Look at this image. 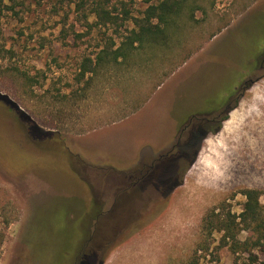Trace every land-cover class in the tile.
<instances>
[{
  "label": "rangeland",
  "instance_id": "obj_1",
  "mask_svg": "<svg viewBox=\"0 0 264 264\" xmlns=\"http://www.w3.org/2000/svg\"><path fill=\"white\" fill-rule=\"evenodd\" d=\"M77 1L0 0V103L17 109L0 104V264H93V248L96 264H263L204 238L202 220L222 201L239 214L246 188L264 203V0H197L168 45L87 85L100 33L121 38L84 13L127 2L138 17L161 0ZM196 53L208 64L180 81Z\"/></svg>",
  "mask_w": 264,
  "mask_h": 264
},
{
  "label": "trees",
  "instance_id": "obj_2",
  "mask_svg": "<svg viewBox=\"0 0 264 264\" xmlns=\"http://www.w3.org/2000/svg\"><path fill=\"white\" fill-rule=\"evenodd\" d=\"M67 1L69 3L74 2V0ZM196 2L197 0H161L157 4H150L138 17L132 15L127 2H122L119 9L115 6L112 7L113 10L104 5L93 7L88 13H84L86 19L91 14H94L97 18L94 22L88 24L90 30L95 25L99 28L106 27L108 29L115 27V32L119 34L121 39L118 44L115 37L109 36L107 32L100 31L97 51L82 59L77 73V81L85 79L87 85L94 75L108 69L110 65H123L128 59L141 54L147 48L159 47L166 43L168 45L172 37V26L180 18H185L184 16L188 15V10L192 11L197 8L199 5ZM76 7L80 10L84 7V1H77ZM129 22L132 24L131 28L126 27L125 30H119ZM78 36H81V34ZM73 94H77V91H74ZM240 96L241 94H238L233 104L228 105L227 109L235 108ZM5 105L7 104L5 103ZM4 107L13 115L14 110L17 111L16 107ZM228 112L222 117V120L227 118ZM186 145L189 146L190 141ZM242 193L246 197L243 210L239 214L233 213L226 201L214 205L203 217L202 233L204 238L209 239L220 233L218 248L228 247L233 254L237 255L247 253L253 257L254 261H258V256L253 253V250L264 251V203L260 200L262 191L255 188H246L243 189ZM244 232L246 236L242 238L241 234ZM90 241L91 239L86 241L83 249ZM201 249L209 250L208 241L203 247L199 243L195 253H198ZM187 264H197V260ZM234 264H238L236 260Z\"/></svg>",
  "mask_w": 264,
  "mask_h": 264
},
{
  "label": "crops",
  "instance_id": "obj_3",
  "mask_svg": "<svg viewBox=\"0 0 264 264\" xmlns=\"http://www.w3.org/2000/svg\"><path fill=\"white\" fill-rule=\"evenodd\" d=\"M244 18V17H243ZM231 27H233V25L231 24L229 27H225V30H228V29H230ZM224 28H222L221 30H219V33H217V34H215L213 37H212V39L211 40H213L212 42H214V41H216L219 37H220V32L221 31H224L223 30ZM204 50V52H206V50L207 49H203ZM205 55H206V53H205ZM258 60V59H257ZM257 60H256V62H257ZM192 64H195V65H198V64H200V65H207L208 64V62H207V60H206V58L205 59H203V60H201V59H199L198 58V53H196V54H194V55H192L186 62H184V64L179 68V70L177 71L178 72V74H180V73H182L183 75H182V79L180 78V81H183L184 79H185V77H184V75H185V71H186V69H188V67H191V65ZM175 75V73L173 74V75H175V77H178L179 75ZM258 80V79H257ZM256 80V81H257ZM241 81V80H240ZM247 81H253L254 82V80L253 79H249V80H247ZM239 85H240V82L239 83H237L235 86H234V91H236L237 90V88H239ZM236 94V92L234 93V95ZM235 99V98H234ZM234 99H233V96L232 97H230L229 99H228V105H230V104H233V102H234ZM228 105H227V107H228ZM227 107L225 106V107H223V108H221V109H219V110H216V111H214V112H212V113H215V112H220V110L221 111H225L226 109H227ZM236 108V107H235ZM235 108H233V109H231V111H233ZM224 109V110H223Z\"/></svg>",
  "mask_w": 264,
  "mask_h": 264
},
{
  "label": "flooded vegetation",
  "instance_id": "obj_4",
  "mask_svg": "<svg viewBox=\"0 0 264 264\" xmlns=\"http://www.w3.org/2000/svg\"><path fill=\"white\" fill-rule=\"evenodd\" d=\"M264 63V61L262 62V64ZM251 83H253V81H246V85H249V84H251ZM230 109H227V110H225L223 113H221V117H214V118H212V119H208V121H210V122H212V123H220L221 121H222V117L229 111ZM231 111V110H230ZM220 116V115H219ZM185 128L186 127H183L182 129H181V132H183V130H185ZM196 128H198L199 130H196ZM194 130H196V132L198 131V134L199 135H201V136H203L204 134H206V129L201 125V124H199V125H196V126H193V128L190 130V133L191 134H193V133H195L194 132ZM197 133H196V135H194L195 137H197V138H199V135H198ZM182 157V156H181ZM182 159V158H181ZM184 160V159H183ZM179 167V166H178ZM96 252H95V249L93 248V251H92V253L91 254H89V256L90 257H92V259H93V264H96V254H95ZM94 256H95V258L96 259H94ZM88 264H90V262L88 263Z\"/></svg>",
  "mask_w": 264,
  "mask_h": 264
}]
</instances>
